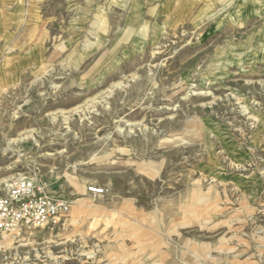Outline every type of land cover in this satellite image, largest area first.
I'll return each mask as SVG.
<instances>
[{
  "label": "rangeland",
  "instance_id": "obj_1",
  "mask_svg": "<svg viewBox=\"0 0 264 264\" xmlns=\"http://www.w3.org/2000/svg\"><path fill=\"white\" fill-rule=\"evenodd\" d=\"M29 178L69 213L0 264H264V0H0V197Z\"/></svg>",
  "mask_w": 264,
  "mask_h": 264
},
{
  "label": "built area",
  "instance_id": "obj_2",
  "mask_svg": "<svg viewBox=\"0 0 264 264\" xmlns=\"http://www.w3.org/2000/svg\"><path fill=\"white\" fill-rule=\"evenodd\" d=\"M88 192L99 197L104 190L93 186ZM68 213V202L53 197L45 186L30 179H18L0 197V236L19 233L23 228L57 225Z\"/></svg>",
  "mask_w": 264,
  "mask_h": 264
},
{
  "label": "bare ground",
  "instance_id": "obj_3",
  "mask_svg": "<svg viewBox=\"0 0 264 264\" xmlns=\"http://www.w3.org/2000/svg\"><path fill=\"white\" fill-rule=\"evenodd\" d=\"M30 179V178H29ZM30 180H32V179H30ZM34 181V180H33Z\"/></svg>",
  "mask_w": 264,
  "mask_h": 264
}]
</instances>
